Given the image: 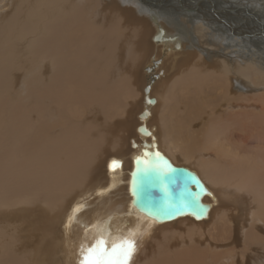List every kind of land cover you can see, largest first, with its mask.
Listing matches in <instances>:
<instances>
[{"label": "bare ground", "instance_id": "1", "mask_svg": "<svg viewBox=\"0 0 264 264\" xmlns=\"http://www.w3.org/2000/svg\"><path fill=\"white\" fill-rule=\"evenodd\" d=\"M100 1L0 0V264H81L101 236L132 264H264V0ZM143 150L202 180L204 219L133 207Z\"/></svg>", "mask_w": 264, "mask_h": 264}, {"label": "water", "instance_id": "2", "mask_svg": "<svg viewBox=\"0 0 264 264\" xmlns=\"http://www.w3.org/2000/svg\"><path fill=\"white\" fill-rule=\"evenodd\" d=\"M138 130L147 134L143 127ZM142 153L146 158L134 159L130 173L129 193L133 207L158 223L173 221L183 215L204 219L209 206L202 204L201 200L208 192L197 175L184 167L173 166L160 154L157 157L146 150ZM193 201L198 206H192ZM161 208L174 209L178 214L171 217L159 215Z\"/></svg>", "mask_w": 264, "mask_h": 264}, {"label": "snow or ice", "instance_id": "3", "mask_svg": "<svg viewBox=\"0 0 264 264\" xmlns=\"http://www.w3.org/2000/svg\"><path fill=\"white\" fill-rule=\"evenodd\" d=\"M155 155L158 157L159 153H155ZM118 163L120 162L117 160L110 161L108 164V171H114L115 165H117ZM192 206L198 205H196V202L193 201ZM158 214L166 217H171L178 213H176L174 209L161 208ZM107 245L108 242L103 236L98 238L92 247L87 248L83 251L81 264H98V261H96L95 258L97 254L101 252H103L108 258L107 264H132L137 251V242L135 239L123 238L119 241H115L111 244L110 250Z\"/></svg>", "mask_w": 264, "mask_h": 264}, {"label": "rangeland", "instance_id": "4", "mask_svg": "<svg viewBox=\"0 0 264 264\" xmlns=\"http://www.w3.org/2000/svg\"><path fill=\"white\" fill-rule=\"evenodd\" d=\"M101 4H103V6L105 5V7H101L102 8V18L104 20H107V19H110V18H119L120 20L124 21L125 18H128L129 20L131 19V15L124 12V8H126L125 6L126 5H122V6H118V7H115L114 5H106V0H101L100 1ZM121 28V27H120ZM126 32V31H125ZM124 77V75L122 76ZM159 73L157 72H154L151 74V78H149V83L151 86H154L155 84L158 83L159 81ZM152 79V80H151ZM151 81V82H150ZM156 82V83H155ZM146 87V86H144ZM144 89V88H143ZM143 89H141V87H136L135 90L136 92L139 94L140 91H143ZM130 100V99H129ZM127 102V101H126ZM131 102V100L129 101ZM129 102L127 104H129ZM48 101L45 103V105H48ZM129 108L127 107L126 110H128ZM135 112V110H134ZM88 116L85 115V117L82 119V121L80 123H83L84 125L86 124V122H88ZM126 118V115L123 114L121 116H118V117H113V118H110L106 121L105 123V127H111L114 125L115 122H118V121H123L124 119ZM101 121L98 120L97 124H99ZM112 134H113V138L112 140L110 141L109 144H107L106 146L104 145L105 148H110V147H117L118 149H120L124 144H127L128 143V130L123 128V127H114L112 128ZM132 134V132L129 134V136ZM102 135L105 139H109L110 138V134L106 133V132H102ZM94 139H97L98 137H95L93 136ZM116 140V146H112V143ZM126 155V152L124 153H121V155ZM202 181V180H201ZM94 183V182H93ZM92 183V184H93ZM89 187H93V185L89 186ZM178 241L172 243L171 245L174 246L175 249H177L179 247L178 245Z\"/></svg>", "mask_w": 264, "mask_h": 264}]
</instances>
